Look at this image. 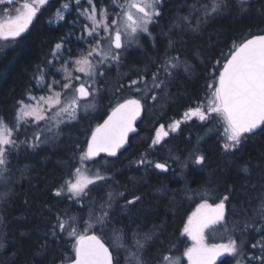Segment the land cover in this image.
<instances>
[{
	"label": "trees",
	"instance_id": "trees-1",
	"mask_svg": "<svg viewBox=\"0 0 264 264\" xmlns=\"http://www.w3.org/2000/svg\"><path fill=\"white\" fill-rule=\"evenodd\" d=\"M61 1L49 2L24 35L14 40L10 47L0 50V117L11 120L17 101H26L29 93H39L37 80L34 79L35 75H39L36 72L38 66L47 72L42 84L59 80L56 77L59 74V64L54 61L53 65H48L47 62L53 60L52 49L56 43L61 42V37L65 38L62 50L64 59L68 58L69 50L75 58L81 48L87 49V45L77 39L81 35L82 21L75 27L71 23L77 18L74 10L65 15V21L58 25L52 24L53 15ZM98 2L110 4L111 0ZM194 2L195 0H165L159 23L150 26L151 37L141 35L135 45L124 53L123 66H111L99 81L101 91L96 96L97 108L87 112L81 110L78 120L67 126L62 125V131L54 142L43 144L36 150L22 146L11 158V182L7 186L0 184V193L11 189L9 195L0 200V240L6 245L0 248V264H61L62 257L72 252L74 241L69 242L66 234L60 239L53 240L49 237L45 241L44 233L55 222L56 215L68 210V216L80 217L79 230L84 232L83 221L89 220V200H95L99 208L113 190H127L128 199L133 194H143L144 199L135 207L127 209L122 207L124 199H119L111 209V227H96L87 234H96L110 247L115 243L113 228L123 229L131 237L128 230L137 225L142 232L151 231L154 225H163L146 243L143 258L147 264H155L153 258L159 253L178 257L182 262L187 261L183 253L192 245V241L181 233L188 216L195 211L201 200L199 197H185L182 191L185 187H207L216 191L217 196L225 195L231 187L233 191L225 206L230 231L234 228L233 222L242 228L246 219L254 217L259 206L261 187L264 186V133L258 132L245 141L238 151L225 155L219 147L217 132V129L223 131L222 126L212 121L201 127V122L194 118L182 123L177 132L170 133L155 149L149 150L148 147L160 124H164L167 129L173 120L182 118L187 108L204 101L205 93L208 92L206 85L213 82V72L216 77L219 75V68L215 67L216 61L220 60V67L224 63L222 53L226 56L229 49L245 39L264 33V17L257 11L264 0H254L253 9L247 15L241 17L233 11L203 25L196 33L186 26L177 27V24L182 23L179 18L189 15L187 5ZM82 3H86V0ZM169 40L174 42L171 49L168 47ZM166 50L168 54L179 55L182 60H186L191 65V71L188 74L180 71L167 89L170 96L162 93L159 101L148 99L142 109L143 115L137 125V132L129 138L124 151L115 157L100 156L81 165L79 156L87 148L92 129L116 106L114 93L121 98L120 102L129 95H134L126 90L122 93L115 90L121 83L127 85L129 76L135 79L136 69L149 67L150 79L151 72L155 71L153 62L158 63L165 56ZM28 134L31 135V132ZM19 138L23 140L25 137L21 135ZM197 142L207 157L206 166L202 169L192 166L194 171L185 169L181 172L180 166L169 157L178 156L183 159ZM146 150L150 153L149 159L168 161L171 170L158 174V170L149 169L146 173L143 167L137 168L135 161ZM75 167H81L91 175L98 168L108 169L103 174L112 177L107 184L90 186L92 191L83 209L80 205H71L67 200L54 196L56 189L69 178ZM245 167L247 172L242 171ZM161 185L169 190L166 195L156 191ZM172 190H177L175 195ZM214 202L218 201L215 198L209 199V203ZM90 223L95 224V220ZM223 232L220 227L215 231H208L207 242L226 243L228 236ZM234 236L239 237V229ZM242 238L250 248L259 236L253 233ZM45 243L47 247L42 248ZM110 250L115 251L111 247ZM252 251L258 253L256 249ZM125 255L124 251L120 252L122 264ZM219 264H233V260L226 256Z\"/></svg>",
	"mask_w": 264,
	"mask_h": 264
},
{
	"label": "snow or ice",
	"instance_id": "snow-or-ice-1",
	"mask_svg": "<svg viewBox=\"0 0 264 264\" xmlns=\"http://www.w3.org/2000/svg\"><path fill=\"white\" fill-rule=\"evenodd\" d=\"M164 3L165 0H111L110 4H101L98 0H86L85 7L82 0H74L73 3L60 4L55 13L57 21H65V12L69 10L77 13V18L71 22L74 27L80 24V18H83L81 35L77 39L83 41L87 49L81 48L75 58L69 50L68 58L64 59L62 50L65 38L61 37V42L56 43L52 49L53 60L47 63L53 65L55 60L62 61L58 71L65 73L64 79L41 84L47 72L38 66L36 72L39 75H35L34 79L42 90L46 89L47 94L36 97L29 93V102L24 99L16 102L15 114L11 120L0 117V184L7 186L11 182V158L22 146L36 150L43 144L54 142L62 131V125L67 126L78 120L82 109L85 112L95 109L94 100L101 91L98 84L106 70L113 65L122 67L124 53L142 34L151 37L150 26L159 23L164 12ZM253 3L254 0H195L193 4L187 5L189 15L180 17L182 23L176 26H186L196 33L203 25L233 11L241 17L251 13ZM48 4L49 0H0V15L8 17L5 23L0 24V40H16L21 37ZM257 11L264 17V4H261ZM168 47H174L172 40H169ZM221 55L224 63L220 67V60L216 61L215 67L219 68V75L216 77L213 72V82L206 85L208 92L205 93L204 101L198 102L195 107L187 108L182 118L173 120L167 129L164 124H160L151 137L149 150L155 149L165 141L170 133L177 132L182 123L194 118L201 122V127L212 121L222 126L223 131L217 129V132L219 147L225 155L238 151L245 141L258 132L264 133V35H253L252 38L245 39L229 49L226 56L223 53ZM70 65L75 73H83L87 79L69 71ZM153 65L155 71L151 72L150 79L149 67L136 69V78L129 76L127 85L121 83L115 90L119 93L126 90L134 95H129L120 102L121 98L116 97L114 93L116 106L102 124H97L92 129L87 148L82 150L79 156L81 165L102 152L111 157L117 156L118 151L127 142L128 134L135 132L134 122L141 115L148 99L156 102L161 99L162 93L170 96L167 89L180 71L183 70L185 74L191 71V65L186 60H182L179 55L168 54L167 50L165 56L158 63L153 62ZM57 88L60 90L57 91ZM42 122L44 127H41ZM21 135L25 137L23 140L19 138ZM149 154L147 150L141 153L135 161L137 168L143 167L146 173L149 169L158 170V174L171 170L168 161L149 159ZM169 159L180 166L181 172L185 169L194 171L192 166L202 169L207 164V157L200 150L199 142L191 146L188 155L183 159L178 156H170ZM107 171L108 169L98 168L94 175L87 176L83 174L81 167H75L69 178L56 189L54 196L67 200L71 205H80L83 209L92 191L90 186L107 184L112 179L111 176L103 174ZM242 171L247 172V167ZM156 191L166 195L169 190L161 185ZM176 191L172 190L173 195ZM182 191L185 197H199L201 200L195 211L188 216L181 233L192 241V245L183 253L188 264H216L217 258L222 256L231 257L233 264H264V186L261 187L259 206L254 212V217L246 219L242 228L233 222L234 228L231 231L227 227L229 221L225 213L226 203L229 202L233 191L231 187L223 196H217L216 191L207 187H185ZM10 192L11 189L8 188L0 193V200ZM127 194V190L110 191L107 200L102 201L99 208L95 200H89V220L83 221L84 232L79 230L80 217L68 216V210L56 215L55 222L44 233L45 241L47 242L49 237L53 240L60 239L64 234L69 242L74 241L72 252L62 257L61 264H122L121 251L126 253L123 264H147L143 258L146 243L163 225H154L149 232H142L137 225L136 228L128 230L131 237L123 229L113 228L115 243L110 247L115 251L106 247L97 235L87 234L96 227H111V209L119 199H124L122 207L125 209L135 207L144 199L143 194H133L131 199L127 198ZM212 198L218 202L209 203ZM91 220H95V224L90 223ZM217 227L223 228V234L228 236L226 243L207 242L208 231H215ZM237 229L239 237L234 236ZM253 233L258 235L259 239L248 248L242 237ZM4 247V241L0 240V248ZM41 247L46 248L47 243ZM253 249L258 250V253L252 251ZM153 259L155 264H181L178 257L164 253H159Z\"/></svg>",
	"mask_w": 264,
	"mask_h": 264
},
{
	"label": "rangeland",
	"instance_id": "rangeland-1",
	"mask_svg": "<svg viewBox=\"0 0 264 264\" xmlns=\"http://www.w3.org/2000/svg\"><path fill=\"white\" fill-rule=\"evenodd\" d=\"M85 5H87L86 3H84ZM114 7V6H113ZM116 11H119V9H115ZM67 13H69V11L68 12H65V15L67 14ZM74 16H76L77 17V13L75 12L74 13ZM8 19V17H6V16H3V15H0V24H2V23H5V21ZM80 21H82V24L84 23V21H83V18L81 17L80 18ZM52 24H54V25H56V24H58L60 21H57L56 20V16H55V14L53 15V18H52ZM142 35H146V34H142ZM138 39H139V37L137 38V41H138ZM14 42V40H11V39H9L8 41H4V40H0V50H3V49H5V48H7L8 46L10 47V45L12 44ZM133 45H135V43L133 44ZM53 56V55H52ZM55 62L56 63H58L59 64V67L57 68V70H60L61 69V65H62V61H60V60H55ZM69 71H73V74L74 75H79V76H81V78L82 79H87L86 77H84V74L83 73H75L74 72V69H73V67L70 65L69 66ZM59 72V74H57L56 75V77L59 79V80H63L64 79V76H65V73L61 70V71H58ZM41 84H42V81L40 82ZM78 83V82H77ZM37 88L38 89H40L38 92V94H34V96H36V97H39V96H41V95H46L47 94V92H46V89H44L43 91H42V89H41V87H39L38 86V82H37ZM57 91H59L60 90V88H57L56 89ZM97 96V95H96ZM26 102H29V101H27V97H26ZM31 103H35L34 101H31ZM94 104H95V108H97V104H96V97H95V100H94ZM83 110V109H82ZM44 124H43V122L41 123V126H43ZM83 171V174L84 175H87V176H92L90 173H88L86 170H82ZM181 264H187V261H185V262H182L181 261Z\"/></svg>",
	"mask_w": 264,
	"mask_h": 264
},
{
	"label": "water",
	"instance_id": "water-1",
	"mask_svg": "<svg viewBox=\"0 0 264 264\" xmlns=\"http://www.w3.org/2000/svg\"><path fill=\"white\" fill-rule=\"evenodd\" d=\"M258 35H264V33H262V34H258ZM250 38H252V36L249 37L248 39H250ZM110 112H111V111H110ZM110 112H109V113H110ZM142 115H143V110L141 111V115H140L139 117H137V120L134 122V128L136 129L135 132H131V133L128 134L127 142H126L125 145H124V146L118 151L117 155H118L119 153H121L122 151L125 150V148L127 147V144H128L129 138H130L131 136H133V135L136 134V132H137V125H138V123L141 121V119H142ZM106 118H107V116H106ZM106 118H105V119H106ZM103 121H104V120H103ZM103 121H102L100 124H102ZM100 156L111 157V156H108L107 153H103V152H102V153H99V155L96 156V157H94L93 159H96V158H98V157H100ZM93 159H92V160H93ZM91 234H94V233H91ZM91 234H89V235H91ZM95 235H96V234H95ZM98 238L101 240L102 243H104V241H103L99 236H98ZM104 244H105V243H104ZM105 246L107 247L106 244H105ZM225 257H226V256L218 257L217 260H216V264H219L220 262H222V261L225 259ZM187 264H188V261H187Z\"/></svg>",
	"mask_w": 264,
	"mask_h": 264
},
{
	"label": "flooded vegetation",
	"instance_id": "flooded-vegetation-1",
	"mask_svg": "<svg viewBox=\"0 0 264 264\" xmlns=\"http://www.w3.org/2000/svg\"><path fill=\"white\" fill-rule=\"evenodd\" d=\"M51 1H54V0H49V2H51ZM57 1H61V0H57ZM61 2H62V3H63V2L73 3L74 0H62ZM82 2H83V0H82ZM72 11H73V10H69V13H71ZM67 14H68V13H67ZM60 22H61V21H60ZM60 22H59V23H60ZM59 23H58V24H59ZM58 24H56V25H58ZM53 25H54V24H53ZM29 28H30V27H29ZM26 32H27V31H26ZM26 32H25V33H26ZM25 33H23L22 35H24ZM17 38H20V37H17ZM17 38H16V39H17Z\"/></svg>",
	"mask_w": 264,
	"mask_h": 264
}]
</instances>
